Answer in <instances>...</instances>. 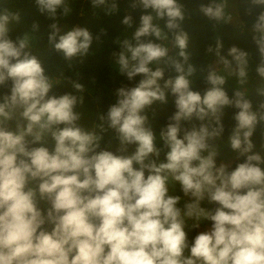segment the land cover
I'll return each mask as SVG.
<instances>
[{"label": "clouds", "instance_id": "9594fccd", "mask_svg": "<svg viewBox=\"0 0 264 264\" xmlns=\"http://www.w3.org/2000/svg\"><path fill=\"white\" fill-rule=\"evenodd\" d=\"M247 3L248 14L261 9L250 31L264 79V0ZM91 5L117 11L116 0ZM35 6L52 21L47 44L69 69L105 34L62 33L67 0ZM227 6L212 0L199 12L215 28L232 21ZM130 7L144 14L113 55L118 75L140 79L117 87L106 107L101 95L86 105L79 77L53 75L34 53L38 23L12 39L9 25L21 15L0 10V264H264V86L253 110L249 52L232 46L221 55L217 40L206 51L220 67L209 65L206 87L193 90L199 77L184 5L132 0ZM121 23L131 28L132 17ZM165 68L175 75L165 79ZM170 98L174 111L164 114ZM226 109L235 110L230 127Z\"/></svg>", "mask_w": 264, "mask_h": 264}, {"label": "trees", "instance_id": "16d2710c", "mask_svg": "<svg viewBox=\"0 0 264 264\" xmlns=\"http://www.w3.org/2000/svg\"><path fill=\"white\" fill-rule=\"evenodd\" d=\"M112 0H108L110 4ZM132 0H116L117 11L111 15L106 14V6L93 8L91 0H67L68 7L71 9L67 17L58 20V26L61 32H67L73 27L87 28L93 36L99 35L103 29L105 34L101 36L99 43L93 42L89 50V54L83 58V61H73V67L69 69L65 61L54 53L47 44V36L50 33L49 25L52 23L45 15H40L35 6V0H0V10H8L11 12H19L21 20L18 24L12 23L9 27L12 29L10 37L15 39L17 36L30 30L32 23L39 24V31L35 33L36 40L34 42V53L45 60L50 67L53 75L63 74L64 76L76 79L77 76L80 82L88 89L85 93L86 105H90L89 96H102V106L106 107L109 103L114 102L113 91L121 85L129 87L135 86L140 77L135 78L131 84L125 77L118 75L117 66L115 64L116 57L114 53L120 51V46L117 41L124 39H132L135 29L139 26V18L143 13L140 8H131ZM185 8V21L182 28L189 35L188 51L192 54L190 63L197 68L194 80L193 90L203 91L206 85L203 82L204 70L212 65H216V56L213 53H208L206 49L212 47L215 49V43L220 40L222 43L221 55L226 56L230 47L236 46L249 52V82L247 85L249 99L253 103V110H256L260 97L257 95V88L264 86V79L259 77L255 71L259 64V53L251 41L250 25L255 20V16L261 10L255 8L251 14H248L249 5L247 0H228L227 12L233 17L232 21L226 25L213 27L212 21L204 17L200 12V6H207L212 3V0H179ZM125 15L132 17V27L126 28L121 21ZM59 16V11H58ZM161 28L165 34L171 39V33L164 28V21H159ZM146 39L152 40L154 43L160 41L154 37ZM170 56L176 55V49L171 47L169 43ZM230 59V58H229ZM175 73L170 68H165V79L174 76ZM163 83V81H161ZM235 77H230L225 84V91L231 98L232 90L236 87ZM68 89H60L57 91H67ZM174 111L173 104L169 102V106L165 109L164 114H171ZM234 109H226L225 117L226 126L232 125L231 116L234 114ZM163 123V120H160ZM261 129L258 128L254 134V141H259ZM227 128L225 138L227 137Z\"/></svg>", "mask_w": 264, "mask_h": 264}]
</instances>
